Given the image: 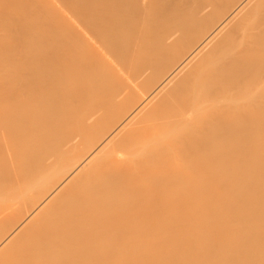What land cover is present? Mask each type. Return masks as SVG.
<instances>
[{
	"label": "bare ground",
	"instance_id": "6f19581e",
	"mask_svg": "<svg viewBox=\"0 0 264 264\" xmlns=\"http://www.w3.org/2000/svg\"><path fill=\"white\" fill-rule=\"evenodd\" d=\"M0 264H264V0H0Z\"/></svg>",
	"mask_w": 264,
	"mask_h": 264
}]
</instances>
